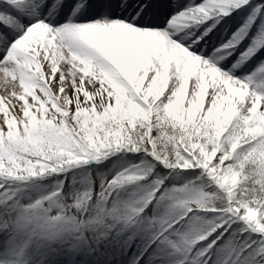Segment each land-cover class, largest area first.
<instances>
[{
  "label": "snow or ice",
  "instance_id": "1",
  "mask_svg": "<svg viewBox=\"0 0 264 264\" xmlns=\"http://www.w3.org/2000/svg\"><path fill=\"white\" fill-rule=\"evenodd\" d=\"M0 264H264V0H0Z\"/></svg>",
  "mask_w": 264,
  "mask_h": 264
}]
</instances>
